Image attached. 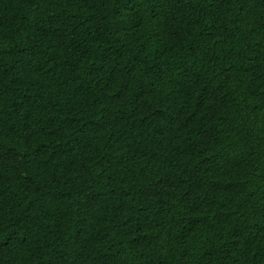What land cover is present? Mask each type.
Returning a JSON list of instances; mask_svg holds the SVG:
<instances>
[{
	"label": "trees",
	"instance_id": "obj_1",
	"mask_svg": "<svg viewBox=\"0 0 264 264\" xmlns=\"http://www.w3.org/2000/svg\"><path fill=\"white\" fill-rule=\"evenodd\" d=\"M0 264H264V0H0Z\"/></svg>",
	"mask_w": 264,
	"mask_h": 264
}]
</instances>
